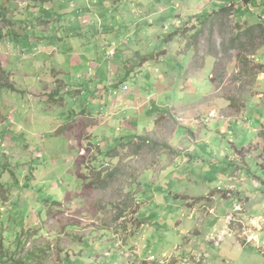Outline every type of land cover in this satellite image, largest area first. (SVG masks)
<instances>
[{"label":"rangeland","instance_id":"obj_1","mask_svg":"<svg viewBox=\"0 0 264 264\" xmlns=\"http://www.w3.org/2000/svg\"><path fill=\"white\" fill-rule=\"evenodd\" d=\"M0 35V264H264V0H0Z\"/></svg>","mask_w":264,"mask_h":264},{"label":"crops","instance_id":"obj_2","mask_svg":"<svg viewBox=\"0 0 264 264\" xmlns=\"http://www.w3.org/2000/svg\"><path fill=\"white\" fill-rule=\"evenodd\" d=\"M103 7L105 6V2L103 3V5H102ZM78 9H79V12H78V15L79 16H82L81 15V13H84V15L85 14H87V13H89V14H91V10L90 9H87L84 5H79L78 6ZM108 10H106L105 12H106V14H108V12H107ZM88 15V14H87ZM89 18V17H88ZM87 19V18H86ZM91 19H93V17H91ZM76 26H77V24H76ZM78 28L79 29H84L85 27H83V26H79L78 25ZM67 47V46H66ZM68 48V47H67ZM94 50H96V48L94 47ZM81 57H84L83 55L81 56ZM76 66V65H75ZM84 65L83 64H79L76 68H75V70H76V72L77 73H80L81 71H85V69H84V67H83ZM96 66V65H95ZM96 69V68H95ZM73 77V76H72ZM70 81H72L73 83V85H75V82H76V78H70ZM103 84L104 85H107L106 83H104L103 82ZM125 84V83H124ZM114 86H115V84H114ZM125 87H128V85H126ZM117 88V87H116ZM120 90V92H121V89H119ZM118 90V91H119ZM128 90H131L129 87H128ZM133 90V89H132ZM127 91V90H126ZM125 90H123L122 92H121V94H122V98H125L126 99V102L129 100L128 98H129V96H130V93H129V95H127V92H126ZM130 92V91H129ZM114 93H116L115 91H110V95H114ZM114 98V97H113ZM114 99H116V98H114ZM156 108V107H155ZM157 109V108H156ZM153 112V111H152ZM68 113H73V112H67V111H64V120H69L70 119V117H68L67 118V114Z\"/></svg>","mask_w":264,"mask_h":264},{"label":"trees","instance_id":"obj_3","mask_svg":"<svg viewBox=\"0 0 264 264\" xmlns=\"http://www.w3.org/2000/svg\"><path fill=\"white\" fill-rule=\"evenodd\" d=\"M222 11L223 12H226L227 10H224V8L222 9ZM198 20H200L199 18H198ZM203 22H205V21H203ZM1 39H2V36L0 35V41H1ZM165 53H163V51L161 52V53H159V55L161 56V55H164ZM152 57V56H151ZM151 57L149 56V57H146V58H143V60H145V59H147V61H149V60H152L151 59ZM126 75H129V74H126ZM121 81H124V80H121ZM126 81H124L123 83H125ZM115 87H116V85H115ZM11 88V87H10ZM193 202V201H192ZM193 204V203H192Z\"/></svg>","mask_w":264,"mask_h":264},{"label":"built area","instance_id":"obj_4","mask_svg":"<svg viewBox=\"0 0 264 264\" xmlns=\"http://www.w3.org/2000/svg\"><path fill=\"white\" fill-rule=\"evenodd\" d=\"M108 55H109L110 57L115 56V51H109V52H108Z\"/></svg>","mask_w":264,"mask_h":264},{"label":"clouds","instance_id":"obj_5","mask_svg":"<svg viewBox=\"0 0 264 264\" xmlns=\"http://www.w3.org/2000/svg\"><path fill=\"white\" fill-rule=\"evenodd\" d=\"M109 52V51H108ZM126 89V87L124 88V90ZM121 90H122V88H121Z\"/></svg>","mask_w":264,"mask_h":264}]
</instances>
